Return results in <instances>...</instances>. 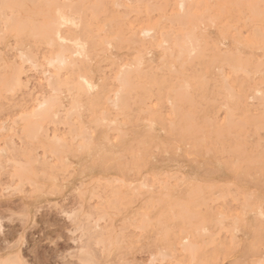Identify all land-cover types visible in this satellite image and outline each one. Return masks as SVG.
Returning <instances> with one entry per match:
<instances>
[{"label": "rangeland", "instance_id": "obj_1", "mask_svg": "<svg viewBox=\"0 0 264 264\" xmlns=\"http://www.w3.org/2000/svg\"><path fill=\"white\" fill-rule=\"evenodd\" d=\"M6 1L0 82L18 75L20 89L0 83V264H264V0L261 19L247 4L192 0L186 27L170 18L176 0H108L124 41L97 46L84 70H62L54 90L49 47L30 32L47 21L45 7ZM12 20L28 27L13 31ZM191 29L196 52L171 55L162 34ZM49 99L57 117L36 123L30 117Z\"/></svg>", "mask_w": 264, "mask_h": 264}, {"label": "bare ground", "instance_id": "obj_2", "mask_svg": "<svg viewBox=\"0 0 264 264\" xmlns=\"http://www.w3.org/2000/svg\"><path fill=\"white\" fill-rule=\"evenodd\" d=\"M5 1V4L8 2L6 0ZM16 1H19V0H16ZM34 2L36 1H39L38 3L41 4V8L40 9H43V7H45V14L42 12L40 13V16H42L41 14H44V18L47 20L43 23H32V31H30L34 37L35 40L38 38L40 41H42L44 44H46L47 47H49V50L47 51L48 53V57L45 58L46 62H47V65H49L52 70V73L53 75L51 76L50 80H49V85L54 89H57V86L60 84V79H59V75L61 74L62 70L64 69H69L72 71L74 70H84L86 69L85 68V64H87V62L90 60L91 58V55L92 53L94 52V50L96 49L97 46H99L100 44H107V45H111L113 42H123L125 37H124V19H121L117 16V14H115V8L114 9H111L112 7L110 6V3L111 1H108V0H33ZM32 1V2H33ZM140 1H144V0H114L112 1L115 6H124L127 2H131L133 3L132 5L135 6V3L137 2H140ZM147 1V0H146ZM150 2L152 0H149ZM161 1V0H160ZM174 1V0H173ZM201 1V0H200ZM12 2V1H11ZM15 3V1H13ZM30 2V0H29ZM169 2V0H168ZM195 2V1H194ZM199 2V1H198ZM197 2V3H198ZM209 2V1H207ZM217 3L219 1H216ZM10 3V2H9ZM8 3V4H9ZM129 3V4H131ZM145 3V2H144ZM157 3V2H156ZM4 3H2V5L5 6ZM21 3H19V7L23 8L22 6H20ZM24 4V3H23ZM199 4V3H198ZM219 4H221V7L222 5L225 6H229L234 4V5H243V4H247L248 6V10H250L252 12V15L254 17H259L261 19L262 17V11H261V1L260 0H220ZM1 5V4H0ZM10 5V4H9ZM18 5V3H17ZM22 5V4H21ZM112 5V6H113ZM139 5V3L137 4ZM159 5V4H158ZM202 5V4H201ZM218 5V4H217ZM3 6V8H4ZM7 6V5H6ZM5 6V8H6ZM14 6V5H13ZM38 6V5H37ZM40 6V5H39ZM110 6V7H109ZM126 6V5H125ZM142 6V4L140 5ZM164 8H165V5H163ZM1 7V6H0ZM33 7V6H32ZM130 7V6H129ZM128 7V9H130ZM139 7V6H137ZM145 7H146V4H145ZM144 7V8H145ZM155 7V6H154ZM193 7V3H192V0H176V3H175V7L174 9L177 10V14L173 15L171 18L172 22L175 24V25H179V26H184L186 27L187 24H189L188 22L190 20H192L193 18H195L192 13H191V9ZM202 7V6H200ZM199 7V8H200ZM210 7V6H209ZM2 8V9H3ZM26 8V7H25ZM123 8V7H122ZM132 8V7H131ZM149 8V7H148ZM198 8V9H199ZM208 8V7H207ZM218 7H216L217 9ZM238 8V7H237ZM241 8V7H240ZM238 8V9H240ZM36 9H38L36 7ZM35 9V10H36ZM120 9V8H119ZM127 9V8H126ZM127 9V10H128ZM134 8H132L133 10ZM139 9V8H138ZM146 9V8H145ZM150 9V8H149ZM153 9V8H152ZM156 9V8H155ZM206 9V8H205ZM219 9V8H218ZM217 9V11H218ZM11 10V9H9ZM131 10V9H130ZM136 10V9H135ZM224 10V9H223ZM247 10V11H248ZM14 11V10H12ZM88 11L91 12V14L88 15ZM118 11V10H117ZM129 11V10H128ZM142 11V10H141ZM154 11V10H153ZM196 11V10H195ZM199 11V10H197ZM216 11V12H217ZM23 12V11H22ZM89 12V13H90ZM127 12V11H126ZM208 12V11H207ZM237 11H235L234 14H236ZM240 11L238 10V14ZM242 12V10H241ZM246 12V10H245ZM35 13V12H34ZM200 13V11H199ZM209 13V12H208ZM233 13V12H232ZM24 14V13H23ZM104 14V19L102 24L99 25V23H101V19L99 20V17L100 15H103ZM141 14V13H140ZM216 14V13H215ZM236 14V17L237 15ZM15 15V14H14ZM18 15V14H17ZM32 15V14H31ZM124 15V14H123ZM122 15V16H123ZM133 15V14H132ZM1 16V15H0ZM76 16H79L80 18L78 19ZM171 16V15H170ZM205 16V15H204ZM201 15L200 20L199 22L202 20V22L204 21L205 17ZM242 16V15H241ZM244 16V15H243ZM242 16V17H243ZM11 17V16H10ZM16 17V15H15ZM36 17V16H35ZM33 16V18H35ZM102 17V16H101ZM125 17V16H124ZM224 17V16H223ZM233 17V16H231ZM43 18V17H42ZM207 18V17H206ZM215 18V17H214ZM228 18V16H227ZM247 18V17H246ZM11 19H14V17L10 18ZM16 19V18H15ZM20 19V18H19ZM142 19V18H141ZM243 19V18H242ZM9 20V21H10ZM43 20V19H42ZM126 20V19H125ZM134 20V19H133ZM169 20V19H168ZM198 20V18H197ZM222 20V19H221ZM237 20V19H236ZM264 20V19H263ZM262 20V21H263ZM13 22H9L7 23V28H11V30H15V31H20L23 29V27H28L27 25H23V22L24 21H20V23L22 22V24L19 23V21L15 22V20H12ZM99 21V23L97 22ZM128 21V20H127ZM167 21V20H166ZM195 21V20H193ZM219 21V20H218ZM260 22H262L261 20H259ZM144 22V21H143ZM162 22V21H161ZM211 22H213V20H211ZM210 22V23H211ZM227 22V21H226ZM131 23V21H130ZM152 23V21H151ZM166 23V22H165ZM170 23V22H169ZM201 23V22H200ZM204 23V22H203ZM221 23V22H219ZM229 23V22H228ZM25 24V22H24ZM98 25L96 28L94 27V25ZM140 24V23H139ZM227 24V23H226ZM261 24V23H260ZM263 24V22H262ZM102 25V26H101ZM229 25V24H228ZM232 25V24H231ZM23 26V27H22ZM126 26V25H125ZM194 26V25H193ZM192 26V27H193ZM196 26V25H195ZM212 26V25H211ZM226 26V25H225ZM165 27V26H164ZM227 27V26H226ZM225 27V28H226ZM238 27V26H237ZM196 28V27H194ZM156 29V28H155ZM162 29V28H161ZM224 29V28H223ZM228 29V28H227ZM248 29V28H246ZM262 29V28H261ZM130 30V29H129ZM128 30V31H129ZM160 30V29H159ZM244 30V29H243ZM259 30V29H258ZM131 31V30H130ZM142 31V35L144 37H151L152 35V30H149V29H143L141 30ZM154 31V29H153ZM156 32V30H155ZM159 32V31H158ZM157 32V33H158ZM219 32V31H218ZM130 33V32H129ZM133 33V34H132ZM132 33H130V35H135L136 33H134L132 31ZM163 33V32H161ZM11 34V33H10ZM21 34V33H20ZM23 34V33H22ZM160 34V32L158 33ZM177 35H174V33L172 32H164L162 34V37H163V43L164 44H171L172 43V48H171V55L174 54L175 49H177V53H178V56L179 57H184L186 55H192L196 52L195 50V43L197 41L196 39V33H195V30L194 29H191V30H187V31H179L178 33H176ZM256 34V33H255ZM253 35V37H255L256 35L261 37L263 36V34L261 32H258L256 35ZM126 35V34H125ZM203 36V35H202ZM32 37V36H31ZM142 37V36H141ZM158 37V36H157ZM156 37V38H157ZM134 38V39H133ZM131 37V40L133 42L139 40L141 41V38L139 37L137 39V35H135L134 37ZM21 39V38H20ZM225 39V38H224ZM240 39V38H239ZM26 40V39H24ZM22 40V41H24ZM30 40V39H29ZM38 40V42H39ZM143 40H146V39H143ZM150 41V39H148ZM159 40V39H158ZM200 40V39H199ZM258 40V39H257ZM259 40L262 41V39L259 38ZM8 41V40H7ZM12 41V40H10ZM154 40L150 41L153 43ZM241 41V40H240ZM252 41V40H251ZM254 41V40H253ZM3 42V41H2ZM37 42V41H36ZM156 43V41H154ZM236 42V41H235ZM12 43V42H11ZM142 43H145V41ZM154 43V44H155ZM119 43H117L118 45ZM11 45V44H10ZM31 45V44H30ZM121 45V43H120ZM140 45V44H139ZM144 45V44H143ZM200 45V44H199ZM131 46V45H129ZM138 46V45H137ZM151 46V45H150ZM155 46V45H154ZM157 46V45H156ZM164 46V45H163ZM167 46V45H166ZM212 46V45H211ZM249 46V45H248ZM35 47V46H34ZM132 47V46H131ZM152 47V46H151ZM231 47V46H230ZM13 48V47H12ZM126 48V47H125ZM123 48V49H125ZM156 48V47H155ZM159 48V47H158ZM217 48V47H216ZM258 48V47H257ZM40 49V48H39ZM170 49V48H169ZM168 49V50H169ZM221 49V48H220ZM225 49V48H223ZM222 49V50H223ZM11 50V49H10ZM98 50V49H97ZM117 50V49H116ZM132 50V49H131ZM242 50V49H241ZM28 51V50H27ZM143 51V50H142ZM146 51V50H145ZM158 51V50H157ZM220 51V50H219ZM16 52V51H15ZM36 52V51H35ZM11 53V52H9ZM22 53V52H21ZM130 53V52H129ZM128 53V54H129ZM145 54V52H143ZM176 53V54H177ZM217 53V52H216ZM223 53V52H222ZM225 53V51H224ZM231 53V52H230ZM264 53V52H263ZM119 54V53H118ZM230 55V54H229ZM15 56V55H14ZM20 56V55H19ZM161 56V55H160ZM176 56V55H174ZM195 56V55H194ZM5 57V56H4ZM7 57V56H6ZM10 57V56H9ZM22 57L23 59L27 60V61H30V58L24 54H22ZM21 57V58H22ZM45 57V55H44ZM96 57V56H95ZM124 57V56H123ZM121 56V58H123ZM171 57V56H170ZM169 57V58H170ZM193 57V56H192ZM34 58V57H33ZM32 58V60H33ZM11 59V58H10ZM226 59V58H225ZM170 60V59H169ZM172 60V59H171ZM174 60V59H173ZM197 60V59H196ZM219 60V59H218ZM221 61V60H220ZM1 62V61H0ZM11 62V61H10ZM23 62V61H22ZM113 62V61H112ZM111 62V63H112ZM208 62V60H207ZM28 63V62H27ZM36 63V62H35ZM34 63V64H35ZM85 63V64H84ZM106 63V62H105ZM168 63V62H167ZM15 64V63H14ZM24 64V63H23ZM38 64V63H37ZM114 64V63H113ZM117 64V63H116ZM135 64V63H134ZM203 64V63H202ZM220 64V63H219ZM12 65V64H11ZM120 65V64H118ZM140 64H138L139 66ZM221 65V64H220ZM4 66V65H3ZM13 66V65H12ZM126 66V65H125ZM159 66V65H158ZM197 66V65H196ZM218 65H216L217 67ZM230 66V65H229ZM236 67V65H234ZM6 67V66H5ZM19 67V66H18ZM88 67V66H87ZM117 67V66H115ZM124 67V66H123ZM179 67V66H178ZM228 67V66H227ZM94 68V67H93ZM156 68V67H155ZM202 68H203V65H202ZM230 68V67H229ZM237 68V67H236ZM239 68V67H238ZM5 69V68H4ZM26 69V68H25ZM101 69V68H100ZM108 69V68H107ZM89 70V69H88ZM156 70V69H155ZM182 70V69H181ZM190 70V69H189ZM91 71V69H90ZM107 71V70H106ZM133 71V70H132ZM169 71V70H168ZM234 71V70H233ZM232 71V72H233ZM4 72V71H3ZM78 72V71H77ZM84 72V71H83ZM88 72V71H86ZM100 72V71H99ZM113 72V70H112ZM121 72V70H120ZM119 72V73H120ZM123 72V71H122ZM17 73V72H16ZM119 73L117 74V76H119ZM128 73V71H127ZM148 73V72H147ZM160 73V72H159ZM200 73V71H199ZM255 73V72H254ZM18 74V73H17ZM55 74V75H54ZM75 74V73H74ZM95 74V73H94ZM152 74V73H151ZM166 74V73H165ZM260 74V73H259ZM106 75V74H105ZM163 75V74H162ZM103 76V75H102ZM110 76V75H109ZM114 76V75H113ZM112 76V77H113ZM153 76V75H152ZM197 76V75H195ZM219 76V75H218ZM254 76V75H253ZM80 77V76H79ZM105 77V76H104ZM115 77V76H114ZM143 77V76H142ZM145 77V76H144ZM163 77V76H162ZM176 77V76H175ZM181 77V76H180ZM237 77V76H236ZM244 77V76H243ZM146 78V77H145ZM115 79V78H114ZM148 79V78H147ZM164 79V78H162ZM82 80H84V82L87 84L86 82V79L82 77ZM94 80V79H93ZM118 80V79H117ZM154 80V79H153ZM177 80V79H176ZM215 80V79H214ZM80 81V80H79ZM119 81L121 83V86H122V92L119 91L117 93V99L114 100V101H111V102H114L115 104H119V102L121 101V98H122V93H123V89L128 85V81H127V78L126 76H121L119 78ZM150 81V79H149ZM161 81V80H160ZM165 81V80H164ZM224 81V80H223ZM253 81V80H252ZM62 82V81H61ZM90 82V81H89ZM151 82V81H150ZM1 83V82H0ZM21 83V82H20ZM23 83V82H22ZM21 83V84H22ZM63 83V82H62ZM68 83V82H66ZM73 83V82H72ZM148 83V82H147ZM146 83V84H147ZM152 83V82H151ZM163 83V82H162ZM217 83V82H216ZM241 83V82H239ZM4 88V89H7L9 90L8 92H11V90H13L15 87L18 88V84H19V77L18 75H15L13 77H11L10 79H6L5 81H3V83H1ZM45 84V83H44ZM70 84V83H69ZM74 84V83H73ZM107 84V83H106ZM119 84V83H118ZM139 84V83H138ZM153 84V83H152ZM215 84V83H214ZM62 85V84H61ZM64 85V84H63ZM72 85V84H70ZM100 85V84H99ZM116 85V84H115ZM154 85V84H153ZM18 86V87H17ZM24 85H22L23 87ZM49 86V87H50ZM73 86H76V85H73ZM80 86V85H79ZM120 86V84H119ZM147 86V85H146ZM171 86V85H170ZM21 87V88H22ZM28 87V86H27ZM220 87V86H218ZM260 87V86H259ZM62 88V87H61ZM70 88V87H69ZM105 88V87H104ZM130 88V87H129ZM169 88V87H168ZM20 89V87H19ZM128 89V88H127ZM145 89V88H144ZM151 89V88H150ZM160 89V87L158 88ZM177 89V88H176ZM207 89V88H206ZM218 89V88H217ZM105 90V89H104ZM143 90V89H142ZM154 90V89H153ZM249 90V89H248ZM22 91V90H21ZM69 91V90H68ZM147 91V90H146ZM161 91V89H160ZM15 92V91H13ZM18 92V91H17ZM53 92V91H52ZM51 92V93H52ZM59 92V91H57ZM77 92V91H76ZM106 92V91H105ZM174 92V91H173ZM186 92V91H185ZM201 92V90H200ZM204 92V91H203ZM221 92V91H220ZM218 92V93H220ZM255 92V91H254ZM21 93V92H20ZM36 93V92H35ZM104 93V92H102ZM101 93V94H102ZM109 93V92H108ZM139 93V92H138ZM151 93V92H150ZM156 93V92H155ZM28 94H30L28 92ZM44 94V93H43ZM149 94V93H148ZM254 94V93H253ZM5 95V94H3ZM11 95V94H10ZM26 95V94H25ZM62 95V94H61ZM64 95V94H63ZM62 95V97H63ZM103 95V94H102ZM109 95V94H108ZM137 95V93H136ZM135 95V96H136ZM143 95V94H142ZM146 95V93H145ZM181 95V94H180ZM222 95V93H221ZM255 95V94H254ZM6 96V95H5ZM54 96V95H52ZM51 96V97H52ZM114 96V95H113ZM132 96V95H131ZM144 96V95H143ZM167 96V95H165ZM174 96V95H173ZM7 97V96H6ZM10 97V96H9ZM15 97V96H14ZM60 97V96H59ZM110 97V96H109ZM146 97V96H144ZM172 97V96H171ZM212 97V96H211ZM219 97V96H218ZM221 97V96H220ZM8 98V97H7ZM53 98V97H52ZM125 98V96H124ZM131 98V97H130ZM143 98V97H142ZM48 99V98H47ZM134 99V98H133ZM152 99V97H151ZM224 99V98H223ZM244 99V98H243ZM9 100V99H8ZM18 100V99H17ZM65 100V99H64ZM104 100V98L102 99V101ZM190 100V99H189ZM193 100V99H192ZM191 100V101H192ZM203 100V99H202ZM201 100V101H202ZM12 101V100H11ZM21 101V100H19ZM56 99L54 101H51L50 99L49 100H42L40 101L41 103L38 105V108L35 110L34 114L32 115V117H30L31 119L34 117L36 118V123H37V120L38 122L39 121H42V120H45L48 119V118H51V120H53L52 118H56L57 117V114L53 113L52 110L54 108V104L53 102H55ZM101 101V103H102ZM106 101V100H105ZM124 101V100H123ZM122 101V102H123ZM127 101V100H126ZM134 101V100H133ZM148 101V100H147ZM194 101V100H193ZM249 101V100H248ZM57 102V101H56ZM166 102V101H165ZM190 103V102H189ZM95 104V103H94ZM108 104H110L108 102ZM181 104V103H180ZM29 105V104H28ZM96 105V104H95ZM111 105V104H110ZM60 106V105H59ZM123 106V105H122ZM175 106V105H174ZM257 106V105H256ZM259 106V105H258ZM69 107V106H68ZM98 107V106H97ZM100 107V106H99ZM149 107V106H148ZM96 108V107H95ZM141 108V107H140ZM219 108V107H218ZM17 109V108H16ZM61 109V108H59ZM116 109V108H115ZM126 109V108H124ZM139 109V108H138ZM57 110V109H56ZM64 110V109H63ZM67 110V109H66ZM94 110V109H93ZM98 110V109H97ZM117 110V109H116ZM145 110V109H144ZM192 110V108H191ZM257 110V109H256ZM16 111V110H15ZM25 111V110H24ZM28 111V110H27ZM100 111V110H99ZM138 111V110H137ZM224 111H225V108H224ZM11 112V111H9ZM17 112V111H16ZM57 112V111H56ZM59 112V111H58ZM129 112V111H128ZM131 112V111H130ZM129 112V113H130ZM219 112V111H218ZM232 112V111H231ZM13 113V112H12ZM64 113V112H63ZM88 113V112H87ZM91 113V112H90ZM89 113V114H90ZM103 113V112H102ZM101 113V114H102ZM113 113V112H112ZM120 113V112H119ZM105 114V113H104ZM115 114V113H114ZM157 114V113H156ZM76 115V114H75ZM124 115V113H123ZM127 115V114H126ZM138 115V114H137ZM30 116V115H29ZM77 116V115H76ZM13 117V116H12ZM85 117V116H84ZM160 117V116H159ZM103 118V117H102ZM133 118V117H132ZM131 118V119H132ZM214 118V117H213ZM113 119V118H111ZM135 119V118H134ZM34 120V122H35ZM197 120V119H196ZM93 121V120H92ZM180 121V120H179ZM44 122V121H43ZM49 122V121H48ZM54 122V120H53ZM71 122V121H70ZM114 122V121H113ZM162 122V121H161ZM83 123V122H82ZM94 123V121H93ZM109 123V122H108ZM226 123V122H225ZM32 124V122H31ZM41 124V122H40ZM54 124V123H52ZM138 124V123H137ZM185 124V123H184ZM207 124V123H206ZM158 125V123H157ZM164 125V124H163ZM39 126V125H38ZM38 126H34L33 125L31 126V129L29 132L30 134H35V133H38L36 132V130L38 129L39 130V127ZM47 126V125H46ZM82 126V125H81ZM130 126V125H129ZM128 126V128H129ZM258 126V125H257ZM30 127V126H28ZM99 127V126H98ZM132 127V126H131ZM160 127V125H159ZM67 128V127H66ZM166 128V127H165ZM228 128V127H227ZM81 129V128H80ZM27 130V129H26ZM37 130V131H38ZM42 130V129H41ZM40 130V131H41ZM67 130V129H66ZM116 130V129H115ZM219 130V129H218ZM225 130V129H224ZM21 131V130H20ZM23 131V130H22ZM83 131V130H82ZM167 131V130H166ZM68 132V131H67ZM80 132V131H79ZM47 133V132H46ZM94 133V132H93ZM76 135V134H75ZM168 135V134H167ZM248 135V134H247ZM36 137V135H34ZM84 136V135H83ZM142 136V135H141ZM151 136V135H150ZM203 136V135H202ZM32 137V136H31ZM87 137V136H86ZM85 137V139H86ZM165 137V136H164ZM34 138V137H33ZM54 138V137H53ZM52 138V139H53ZM68 138V137H67ZM78 138V137H77ZM119 138V137H118ZM117 138V139H118ZM131 138V137H130ZM52 139L50 141H52ZM72 139V138H71ZM32 140V139H30ZM35 140V139H34ZM40 140V139H39ZM57 140V139H56ZM59 141V140H58ZM62 141V140H60ZM217 141V140H216ZM33 142V141H31ZM69 142V141H68ZM60 143V142H59ZM70 143V142H69ZM72 143V142H71ZM70 143V144H71ZM75 143V142H74ZM36 145V143H34ZM227 144V143H226ZM63 145V144H62ZM108 145V144H107ZM26 146V145H25ZM72 146V145H70ZM76 146V145H75ZM214 146V145H213ZM38 147V146H37ZM36 147V148H37ZM140 147V146H139ZM216 147V146H215ZM40 148H42L40 146ZM72 148V147H71ZM70 148V149H71ZM98 148V147H97ZM108 148V147H107ZM94 149V148H93ZM213 149V148H212ZM31 151V150H30ZM65 151V150H64ZM66 152V151H65ZM69 152V151H68ZM217 152V151H216ZM73 153V151H72ZM27 154V153H26ZM25 154V155H26ZM36 154V153H35ZM74 154V153H73ZM57 155V154H56ZM65 155V154H64ZM63 155V156H64ZM75 155V154H74ZM77 156V155H76ZM94 156V155H93ZM130 156V155H129ZM137 156V155H136ZM79 157V156H78ZM26 159V158H25ZM40 161V160H39ZM137 161V160H136ZM44 164V163H43ZM70 164V163H69ZM224 165V164H223ZM143 166V165H142ZM137 167V166H136ZM227 167V166H226ZM39 168V167H38ZM66 168V167H65ZM144 168V166H143ZM228 168V167H227ZM232 168V167H231ZM45 170V168H43ZM56 169V168H55ZM41 170V169H39ZM67 170V168H66ZM139 170V169H138ZM58 171V170H57ZM71 171V170H70ZM23 172V171H22ZM43 173V171H42ZM139 173V172H138ZM51 174V173H50ZM70 174V173H69ZM174 174V173H173ZM52 175H53V172H52ZM216 175V174H215ZM35 176V175H34ZM41 177V176H40ZM69 177V175H68ZM71 177V176H70ZM133 177V176H132ZM137 177V176H136ZM164 178V177H163ZM50 179V177H49ZM46 180V179H45ZM149 182V181H148ZM70 183V182H69ZM122 183V182H121ZM31 184V183H30ZM91 184V183H90ZM39 185V184H37ZM41 185V184H40ZM123 185V184H122ZM23 186V185H22ZM86 186V185H85ZM105 186V185H103ZM126 186V185H124ZM176 188V187H175ZM34 189V188H33ZM130 189V188H129ZM128 189V190H129ZM56 190V189H55ZM36 191V190H35ZM34 191V192H35ZM147 191V190H146ZM62 192V191H61ZM49 193V192H48ZM104 195H106L104 193ZM113 196V195H111ZM93 197V196H92ZM116 199V198H115ZM138 199V198H136ZM118 201V200H117ZM132 201V200H131ZM136 202V201H135ZM112 203V201H111ZM127 204V203H126ZM135 204V203H134ZM117 205V203H116ZM134 206V205H133ZM117 207V206H116ZM116 211V210H115ZM153 213V212H152ZM173 214V213H172ZM173 216V215H172ZM120 217V216H119ZM170 217V216H169ZM135 218V217H134ZM221 218V217H220ZM127 225V224H126ZM141 229V228H140ZM233 231V230H232ZM235 233V232H234ZM178 234V233H177ZM228 234V233H227ZM130 240V239H129ZM157 241V240H156ZM129 242V241H128ZM190 242V241H189ZM106 245V244H105ZM238 245V244H237ZM132 247V246H131ZM150 247V246H149ZM193 247V246H192ZM175 249V248H174ZM183 249V248H182ZM151 250V249H150ZM164 250V249H163ZM162 250V251H163ZM196 250V249H195ZM225 252V251H224ZM177 253V252H176ZM161 254V253H160ZM211 255V254H210ZM223 256V255H222ZM206 262V261H205ZM253 264V263H252Z\"/></svg>", "mask_w": 264, "mask_h": 264}]
</instances>
